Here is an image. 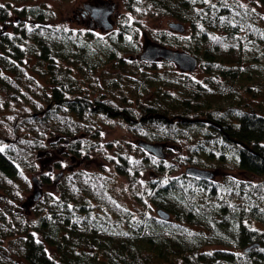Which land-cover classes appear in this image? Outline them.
Listing matches in <instances>:
<instances>
[{
  "label": "trees",
  "instance_id": "1",
  "mask_svg": "<svg viewBox=\"0 0 264 264\" xmlns=\"http://www.w3.org/2000/svg\"><path fill=\"white\" fill-rule=\"evenodd\" d=\"M30 1L0 0V188L9 215L2 217L12 221L1 220L0 264H264V16L237 0H135L140 15H169L188 26V38L157 33L151 43L191 53L204 81H168L149 73L150 64L122 63L141 51L136 26L76 33L48 25L53 11ZM105 62L119 72L114 107L78 101ZM113 109L133 120L123 124L137 139L167 143L184 156L162 160L120 142L114 182L127 180L131 206L104 176L77 173L57 197L45 195L30 222L14 214L38 157L45 165L68 140L80 159L94 148L82 147V130L99 138L89 117ZM182 166L227 175L205 181L180 173ZM234 169L246 176L230 175ZM41 181L50 183L45 174Z\"/></svg>",
  "mask_w": 264,
  "mask_h": 264
},
{
  "label": "flooded vegetation",
  "instance_id": "2",
  "mask_svg": "<svg viewBox=\"0 0 264 264\" xmlns=\"http://www.w3.org/2000/svg\"><path fill=\"white\" fill-rule=\"evenodd\" d=\"M66 1H69V0H66ZM238 1L240 2L241 0H238ZM254 2H255L254 6L256 7V10L260 12V14L262 15V12H264L262 10L264 9V7H262V5L264 4V0H254ZM135 3H136L135 0H128L127 8L129 11L135 12ZM143 3L147 4V1L144 0ZM259 6L262 7L261 10H259ZM138 8H140L139 3H138ZM97 9H110L111 10L109 21L112 24V27H113L112 30H109V31L104 30V28L101 26L100 20H98L94 15L95 14L94 11ZM74 18L78 20V22L80 23V26L82 27V30H81L82 32H86V33L89 32L93 35L97 33L95 36L105 35L103 34V32H106V35L110 33L114 34V32L120 30L119 24L124 23V22L126 24L137 27L136 23L130 24L129 23L130 21H127L125 18H122V17L118 18L117 5L114 3V0H83L81 4L77 7V9L74 11ZM175 21L181 22L177 19H175ZM185 26H186L185 32H187L188 26L187 24ZM77 31L80 32L79 29ZM164 33L184 37V33L179 34L173 31L163 32V34ZM139 35H140V31H139ZM146 47L143 49H146ZM165 47H168V46H165ZM140 53L137 54V58H138L137 60H139L141 63H144L139 59ZM125 59L122 61V63H125V62L130 63ZM128 59H133V57L131 56ZM161 61L164 62L165 60L161 59L157 62H161ZM105 63L108 64V62H105ZM111 63L112 65H115L117 64V61L112 60ZM147 64H151V63H147ZM175 66L179 70H181L179 66L177 65ZM120 70L124 71L123 69H120ZM181 71L184 74H189V73L191 74V72H187L183 70ZM99 73H101V75H99ZM118 73L119 72H117V70L114 71V67L111 65L109 66V64L105 67L100 66V68H98L96 71V78L98 79H97V82L94 84V85L96 84L98 85V87L100 88V91H98L96 89L97 87H95L91 83L85 82L86 85L82 83L81 85L84 84V86L81 87L82 89L81 93H84V94L79 96L77 100L78 101L86 100L87 98H89L88 99L89 104L99 105L102 103L105 105L107 104L109 107L113 108L114 107V87H116L117 85V83H114V82L116 78H118L119 76ZM122 76L126 77L128 76V74L127 75L123 74ZM48 89L49 90L46 96L51 101V104L48 106V109H51L52 102H53L52 101L53 93L51 92V90H54V89L49 86H48ZM70 94L71 93L69 94L66 93L65 95L67 96ZM66 98L69 99L68 96ZM40 103H42V98H41ZM39 114L40 115L44 114V110L34 113V116H37ZM90 118L97 120V124L95 123L94 126H96L95 130H96V133H98L97 135L99 136V138L96 140L95 138H93L94 135L92 134V132L86 133V131L82 130L81 139L87 140V141H82V147L86 146V144H88L89 142H92L94 148L89 149L88 147L87 152L83 150L82 152L83 155L80 157V159L78 157L75 158L72 155H70L72 154V152H71V149L69 148L70 144L68 140L66 144L64 143L63 148L59 147L56 149L57 154H55V151L53 149L52 150L50 149L51 150L50 153L52 154V156L49 158L50 159L49 164L48 165L42 164L41 166V168L43 169V171L41 172L42 174L37 177H33V176L31 177V186L28 190L24 192L23 200L19 201L18 207H17V203L14 204V207H13L14 214L19 215V216L21 215L27 221V223L30 222V220L33 218L34 213L37 211V208L41 204H43V199L45 195L49 193L48 191L46 192V188L48 187L51 189L52 193H49V194L54 195V196L56 194L59 195L61 186L65 183L66 179H68V177L72 174H77V173L85 174L86 173L88 175L104 176L106 179L110 180V187L113 193L112 189L114 188L113 187L114 186V139L112 141L106 140L105 144L102 143V139L104 138L103 136L104 134L106 136L110 134L109 130H112V132H114V109L112 111H107L106 115L99 114L96 116H90L89 119ZM84 127H86L85 124H84ZM102 132H103V135H102ZM52 142H55V141H52ZM50 145H55V144L53 143ZM170 147L171 146L167 145L166 150H168ZM93 157H96V159L92 160L91 158ZM94 167H96L97 169L90 170L91 168H94ZM44 174L49 177V180H50L49 184L42 183L41 176ZM34 178L39 179V181L34 182L33 181ZM37 190H39L42 195L38 200H35V194ZM5 198H7V196H5V191L2 188H0V224L2 223V221H4V218L2 216L8 215V213H6ZM1 231H2V228L0 227V232ZM1 243H2V240H1ZM2 248H4L3 245H0V254L2 252L1 250Z\"/></svg>",
  "mask_w": 264,
  "mask_h": 264
},
{
  "label": "rangeland",
  "instance_id": "3",
  "mask_svg": "<svg viewBox=\"0 0 264 264\" xmlns=\"http://www.w3.org/2000/svg\"><path fill=\"white\" fill-rule=\"evenodd\" d=\"M83 0H69V1H64V0H33L32 2L30 1L31 5L34 4H41L45 7H47L48 9L52 10L54 13V19H50V21H48V25L51 26H56L59 28H72L74 29L73 31L78 33V29L79 31L82 30V27L80 26V23L78 22V20H76L74 18V11L77 9V7L81 4ZM238 1V0H237ZM242 5L244 6H251L254 9H256L255 2L254 0H241L240 1ZM33 3V4H32ZM114 3L117 5V16L118 18H125L127 21H130L129 23H136L137 24V29L138 31H140V35L138 36V38H136V43L139 45L140 50L142 51L143 48H145L146 46L152 45V44H156V43H151V36L153 34H157V33H163V32H170L168 26L170 23L172 22H177L175 21V18L169 16V15H163V14H154V15H140L139 13H137L136 11L132 12L129 11L127 6H128V0H114ZM23 5V3L21 4ZM262 7H264V4L262 5ZM261 6H259V10L262 9ZM258 9V8H257ZM264 11V9H262ZM262 15L264 16V12H262ZM117 19V17H116ZM15 20V19H14ZM13 20V22H15ZM118 21V19H117ZM119 27H121V25L119 24ZM3 28V26H2ZM108 31V30H107ZM119 31V30H118ZM117 31V32H118ZM99 32V31H98ZM97 34V33H96ZM95 34V35H96ZM103 34L106 35V32H103ZM94 35V36H95ZM190 35V31L188 29L187 32L184 33V37L188 38ZM157 45V44H156ZM140 51V52H141ZM139 52V53H140ZM133 57V59H128L129 57ZM123 60H127L128 62L134 64V63H140L141 62L139 60H137V55L134 54H130L126 53L123 57ZM159 61V60H157ZM153 62L150 65V68L148 70H150L149 73H153V76L155 77H165L166 79H168V81L170 79H174V78H184V81H187L188 79L193 80L195 82L198 81H204V74L205 72L203 71V69L200 67L198 68L195 72L193 73H189V74H184L181 70H179L175 65L171 64L169 65L168 62ZM129 63V64H130ZM126 64V62H125ZM115 71V70H114ZM99 75H101V73H99ZM181 87V86H180ZM138 101L142 102V100L137 99L136 98V105L137 103H139ZM228 101L226 100L224 105L225 107L228 106L229 103H227ZM1 109V107H0ZM2 112V109L0 110V113ZM121 114L119 113H114V132H112V130H109L110 134H108V136H106L105 134L102 135L104 136V138L102 139V143L105 144L106 140L112 141L114 139V146L116 144L119 145V143L123 142L125 143H129V144H133V145H129L130 149H135L136 152L138 154H140L141 152L138 151L136 149V145H134V143L136 142V140H138L137 136L135 135L134 131H130L125 124H123L124 121L126 120H131L130 118H125L123 117V119H120L119 116ZM118 120H120L121 122H119ZM131 122H133V120H131ZM144 127V126H143ZM115 148V147H114ZM165 153H167V160H171L173 161V159L181 158L184 155L182 154V152L179 150L178 147H170ZM43 156H39L38 157V172L33 174V177H37L41 175V172L43 171V169L41 168L42 164L44 163L42 161ZM92 160L96 159V157L91 158ZM45 165L49 164V161L47 159ZM37 161V160H36ZM185 167L187 166H182L181 168H183L180 173H183ZM97 169L96 167L91 168L90 170H94ZM228 171V170H227ZM222 173V174H221ZM219 174H221L219 176V174L217 175L218 177L216 178V181L220 180L222 178L223 175H227V172H221ZM230 175H235L237 177L240 178H244L246 176V174L241 173L240 171H237L236 169L234 170H230L228 172ZM149 177V173H146L143 176V180L146 181ZM114 188L113 190V194H116V197L118 198L119 201H121L123 204H125L126 206H131L133 203V198L132 196H130L131 192H130V188L128 186V182L125 178H118L116 179V181L114 182ZM52 193L50 188H46V192ZM23 197H24V192L22 193ZM56 197L58 196V194L55 195ZM17 203V202H16ZM19 203V202H18ZM18 203H17V207H18ZM7 223L12 222L9 218H5L4 217V221ZM0 245H2V243H0ZM4 246H6L7 250L8 247L6 244H4ZM17 262L21 263L22 260L20 257H17Z\"/></svg>",
  "mask_w": 264,
  "mask_h": 264
},
{
  "label": "water",
  "instance_id": "4",
  "mask_svg": "<svg viewBox=\"0 0 264 264\" xmlns=\"http://www.w3.org/2000/svg\"><path fill=\"white\" fill-rule=\"evenodd\" d=\"M95 17L100 20L101 26L104 30H112V24L109 21V17L111 15L110 9H97L94 11ZM170 29L183 33L185 30V26L182 23H170L168 26ZM139 59L143 62L153 63L157 60L163 59L172 63H175L179 66L183 71L193 72L197 69L199 61L196 57L188 52H180L174 51L165 47H161L159 45H149L143 52L140 54ZM138 145L147 153L159 158L165 159L166 153L165 149L167 148V144H153L145 141L138 142ZM188 177L201 179L205 181L213 180L216 176V173L210 170L202 169L199 167L191 166L188 167L184 172ZM34 182H38L39 179L34 178ZM41 192L37 190L35 194V200H38L41 197ZM157 215L163 221H169L171 216L170 214L163 210L159 209L157 211ZM259 244H254L245 249V252H250L252 249L259 247Z\"/></svg>",
  "mask_w": 264,
  "mask_h": 264
},
{
  "label": "snow or ice",
  "instance_id": "5",
  "mask_svg": "<svg viewBox=\"0 0 264 264\" xmlns=\"http://www.w3.org/2000/svg\"><path fill=\"white\" fill-rule=\"evenodd\" d=\"M0 7H3V5H0ZM0 151H3V148H0Z\"/></svg>",
  "mask_w": 264,
  "mask_h": 264
}]
</instances>
